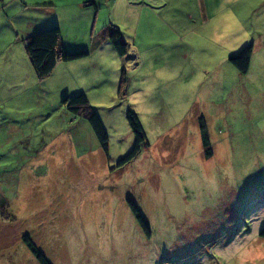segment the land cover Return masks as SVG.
<instances>
[{
	"label": "rangeland",
	"instance_id": "obj_1",
	"mask_svg": "<svg viewBox=\"0 0 264 264\" xmlns=\"http://www.w3.org/2000/svg\"><path fill=\"white\" fill-rule=\"evenodd\" d=\"M198 2L137 5L125 11L127 23L113 12L111 22L139 50L122 59L123 97L100 100L84 85L107 151L64 105L63 96L79 92L75 82L51 73L39 79L25 50L0 58V264H40L24 234L50 264H264V100L228 61L264 30V14L238 17V0H205V11ZM106 6L91 8L95 29L109 18ZM192 19L181 36L176 24ZM237 21L244 38L233 41ZM128 107L149 145L115 166L133 142Z\"/></svg>",
	"mask_w": 264,
	"mask_h": 264
},
{
	"label": "crops",
	"instance_id": "obj_2",
	"mask_svg": "<svg viewBox=\"0 0 264 264\" xmlns=\"http://www.w3.org/2000/svg\"><path fill=\"white\" fill-rule=\"evenodd\" d=\"M86 1L89 0H0V58H4V55H11V57L19 55L22 50H25V37L33 32L56 25L60 30L61 40L66 50H86L88 53L70 61H58L51 71V76L58 74L69 81L75 82L78 91L83 90L85 92L88 87H84V85H87L90 89L95 90L100 100L107 99L109 96L111 100L123 97L116 92L119 80L117 78V68L120 63L122 64V59L114 50L109 39L103 35L104 31L115 26L111 22L113 21L112 14L117 11V23L120 21L127 23L131 18L125 16V11L132 15L131 11L133 10L134 14L137 5L141 6L140 10L142 8L150 10L154 7L159 8L169 4V0H91V3L88 4H86ZM238 1H240L239 4L241 3L238 17L246 13L249 15L251 11L264 14V7H260L264 6V0ZM206 2H212V0H206ZM101 3L107 5L109 18L108 22L106 21L102 29L99 30L100 28L95 29L98 18L97 11L90 25L91 8H99ZM197 5L202 10H206L205 0H199ZM242 19L245 20V17H242ZM196 21L192 19L188 20V23H177L178 33L182 36V25L186 26V30L189 27L192 30L194 26L190 23ZM239 29H241V26L238 22L237 29L232 31L233 41H236L235 37L237 40L244 38V32L241 33L240 31L239 33L237 31ZM121 36L124 39L123 32H121ZM207 41L215 42L213 38H209ZM200 49L201 51H210L202 46ZM138 50L135 40H132L128 43V52L125 57H137L136 52ZM89 57L96 58V60L91 61L90 66H87L85 60ZM176 69H178V65ZM250 77L255 82V87L251 85L252 90H257L256 93L259 92V97L264 100V30L262 32L256 31L249 68L245 74H242V79H250ZM245 88L249 91L248 85L244 82L242 89ZM97 91L101 93H97ZM242 91L244 93V90Z\"/></svg>",
	"mask_w": 264,
	"mask_h": 264
},
{
	"label": "trees",
	"instance_id": "obj_3",
	"mask_svg": "<svg viewBox=\"0 0 264 264\" xmlns=\"http://www.w3.org/2000/svg\"><path fill=\"white\" fill-rule=\"evenodd\" d=\"M88 3H91V0L86 1V4ZM103 35L109 39L114 50L121 57V59H124L125 54L128 52V43L122 38L121 31L118 29V27L113 26L110 30L104 31ZM24 48L33 70L39 79L48 76L58 61H70L82 57L88 53L86 50L67 51L64 48L61 40L60 30L56 25L33 32L32 34L25 37ZM252 50L253 42L249 41L237 51L228 55V61L237 69L240 74H245L248 71ZM127 85L128 75L122 61L116 89V92L119 96H124L126 94ZM62 100L65 107L70 112L81 116L88 121L100 147L104 151H107V132L99 115L88 103L85 92L79 91L72 96L65 95L62 97ZM125 117L133 134V142L128 152L116 160L115 166H123L136 157L144 147L149 145L143 125L136 111L128 107L125 111ZM198 122L201 134V142L204 148V155L208 157L212 152L210 148L206 122L203 117H200ZM129 203L136 219L138 220V223L144 229L146 234H149L148 227L143 217L139 214V210L132 202ZM259 235L264 237V226L259 231ZM22 239L40 264H50L27 234H24Z\"/></svg>",
	"mask_w": 264,
	"mask_h": 264
}]
</instances>
